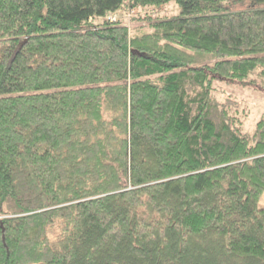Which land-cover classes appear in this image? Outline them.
I'll return each mask as SVG.
<instances>
[{
    "label": "trees",
    "instance_id": "trees-1",
    "mask_svg": "<svg viewBox=\"0 0 264 264\" xmlns=\"http://www.w3.org/2000/svg\"><path fill=\"white\" fill-rule=\"evenodd\" d=\"M216 81L264 92V0H0V264H264Z\"/></svg>",
    "mask_w": 264,
    "mask_h": 264
},
{
    "label": "rangeland",
    "instance_id": "rangeland-1",
    "mask_svg": "<svg viewBox=\"0 0 264 264\" xmlns=\"http://www.w3.org/2000/svg\"><path fill=\"white\" fill-rule=\"evenodd\" d=\"M180 8L175 2L162 7L154 13L161 18L170 19L180 16ZM215 89L220 99H230L247 110L248 116L244 123V132L252 135L257 123L264 117V92L260 89L245 86L240 83L227 84L216 81ZM264 207V196L260 202V208Z\"/></svg>",
    "mask_w": 264,
    "mask_h": 264
}]
</instances>
